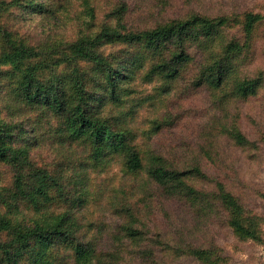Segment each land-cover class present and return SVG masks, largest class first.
I'll return each mask as SVG.
<instances>
[{"label": "trees", "instance_id": "16d2710c", "mask_svg": "<svg viewBox=\"0 0 264 264\" xmlns=\"http://www.w3.org/2000/svg\"><path fill=\"white\" fill-rule=\"evenodd\" d=\"M263 159L264 0H0V264H235Z\"/></svg>", "mask_w": 264, "mask_h": 264}, {"label": "rangeland", "instance_id": "374dc122", "mask_svg": "<svg viewBox=\"0 0 264 264\" xmlns=\"http://www.w3.org/2000/svg\"><path fill=\"white\" fill-rule=\"evenodd\" d=\"M39 20L40 17L35 16L27 24L35 30L38 29ZM143 113L144 111L141 112V115ZM144 114L150 115V111H146ZM245 171L246 178L251 179L255 184L264 188V159L261 162L250 161L249 165H245ZM258 210L264 212V200L261 201V206ZM228 243L235 253V264H264V244L237 243L234 239H230Z\"/></svg>", "mask_w": 264, "mask_h": 264}]
</instances>
